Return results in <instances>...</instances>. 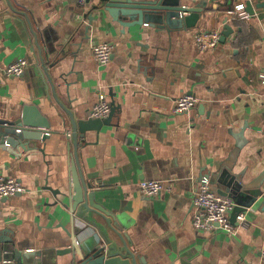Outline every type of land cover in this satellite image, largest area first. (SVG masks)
Returning <instances> with one entry per match:
<instances>
[{
	"label": "crops",
	"instance_id": "crops-1",
	"mask_svg": "<svg viewBox=\"0 0 264 264\" xmlns=\"http://www.w3.org/2000/svg\"><path fill=\"white\" fill-rule=\"evenodd\" d=\"M174 1L202 12L191 25L169 29L127 25L103 0H0V117L35 105L51 123L48 137L28 149L0 140V174L26 187L0 199V242L51 255L71 247L75 230L79 247L103 245L94 240L97 228L65 204L74 178L84 177L96 204L125 217L137 264H263L264 0L162 3ZM240 3L248 17L236 12ZM227 24L225 41L198 46L197 36L223 33ZM102 42L113 46L105 65L93 51ZM23 57L22 75L4 73ZM100 92L112 106L102 119L91 114ZM184 94L198 104L175 112ZM68 110L77 121L104 123L78 131L75 145ZM205 177L235 201V192L243 203L260 193L246 210L248 226L235 233L195 227L193 196ZM144 179L168 188L146 196ZM85 215L104 222L96 212Z\"/></svg>",
	"mask_w": 264,
	"mask_h": 264
},
{
	"label": "water",
	"instance_id": "water-1",
	"mask_svg": "<svg viewBox=\"0 0 264 264\" xmlns=\"http://www.w3.org/2000/svg\"><path fill=\"white\" fill-rule=\"evenodd\" d=\"M103 1L106 2V10L113 17L119 19L120 15H122L129 18L127 25L130 26H143L147 23L151 26H164L163 24H165L169 29H172L177 26L191 25V21L199 17L200 12H202V9L198 7L184 6L180 3L177 4L176 1H174V4L168 3L167 5L162 3L166 0H160L157 3H144L135 0ZM185 12L190 13L186 15ZM230 32V26L228 24L225 25L221 41H225ZM68 113L70 114L73 127L72 142L75 145L80 134L78 131L84 132L91 127H99L97 123H104L101 119H99V122L77 121L71 110H68ZM50 127L51 123L49 120L42 116L35 105H25L18 114H12L11 118L0 117V140L14 147L21 146L24 149H28L29 141L45 140L49 135L46 129ZM75 176L76 172H74ZM74 181L73 191L67 195L68 202H65V204L69 207L71 213L85 219L97 228L99 234L94 240L104 244H96L91 249L87 248V244L79 247L76 232L73 230L71 232V247L59 249L55 254L50 255L47 252L34 249L23 251L12 240H6L0 242V264H137V256L126 240L129 239V235L123 231L125 217L108 212L96 204L93 201L94 193L89 191L88 183L84 177L82 182H79L76 177ZM258 194L260 193H250L249 201L243 203L237 196L238 192H235L237 205L232 214V221L236 220L239 212L253 205L258 198ZM91 211L100 214L104 222L88 218L85 214ZM81 231L85 233L86 229L82 227ZM118 238L123 242V245H119L116 240ZM69 252L72 253L73 258L68 261H61L59 258L57 259V256L55 257L56 254L65 257ZM77 254L81 256V261L78 263L75 258Z\"/></svg>",
	"mask_w": 264,
	"mask_h": 264
},
{
	"label": "built area",
	"instance_id": "built-area-1",
	"mask_svg": "<svg viewBox=\"0 0 264 264\" xmlns=\"http://www.w3.org/2000/svg\"><path fill=\"white\" fill-rule=\"evenodd\" d=\"M90 0H79L85 5ZM244 3L236 5V12L242 18L248 17L245 12ZM222 31L212 30L197 36V44L202 50L211 49L220 42ZM93 51L98 61L107 64L113 53V46L108 42H102L93 46ZM27 60L23 57L4 68L8 76H20L24 73ZM198 104V98L193 94H184L175 101V112H186ZM112 110L111 103L105 92H100L99 99L92 108V116L96 118L107 117ZM140 191L149 197L158 196L164 189L168 188L162 180L144 179L139 183ZM26 187L14 177H6L0 174V199L7 198L17 193L24 192ZM194 214L193 223L197 229L213 230L221 228L229 233H235L239 227H246L249 224L247 209L237 214L236 220L232 221V214L236 207V201L229 196L216 192L209 181L203 178L194 192L193 196ZM261 257L264 264V246L261 249Z\"/></svg>",
	"mask_w": 264,
	"mask_h": 264
}]
</instances>
